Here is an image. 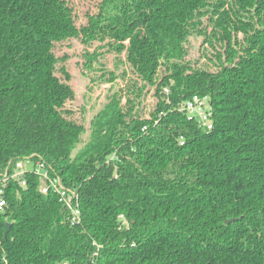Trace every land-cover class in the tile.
Listing matches in <instances>:
<instances>
[{"label":"trees","instance_id":"trees-1","mask_svg":"<svg viewBox=\"0 0 264 264\" xmlns=\"http://www.w3.org/2000/svg\"><path fill=\"white\" fill-rule=\"evenodd\" d=\"M72 39L131 73L74 155L85 129L55 54ZM194 95L209 98L211 130L179 111ZM21 160L76 191L81 222L36 178L9 182L0 264H264V0H100L82 25L71 0H0V173Z\"/></svg>","mask_w":264,"mask_h":264},{"label":"rangeland","instance_id":"rangeland-1","mask_svg":"<svg viewBox=\"0 0 264 264\" xmlns=\"http://www.w3.org/2000/svg\"><path fill=\"white\" fill-rule=\"evenodd\" d=\"M100 0H71V4L76 16L78 25L86 23V14L93 13L97 9ZM188 59L192 62L196 60L201 64L205 62L203 57L204 48L201 46L200 38H191L188 43ZM98 51L102 55L94 62L85 61V52ZM55 54L60 62L57 66V74L61 78L60 68L64 67L69 75L68 84L71 86L74 97L68 101L66 107L71 111L72 116L77 122L84 126V133L81 135V142L72 151L74 155L88 140L90 134V122L93 117L102 109L109 97L118 90L125 91L126 85L130 82L129 67L123 63V56L120 58L114 52H109L103 44L93 43L86 47L79 40L72 39L67 43L56 46ZM109 72H113L117 78L109 81ZM126 72V75L123 73ZM122 75L123 78L122 79ZM132 78V76H131ZM125 93V92H124ZM154 88H150L142 99L140 106L142 114L148 117L155 104L153 96ZM125 98L122 99V102Z\"/></svg>","mask_w":264,"mask_h":264},{"label":"built area","instance_id":"built-area-1","mask_svg":"<svg viewBox=\"0 0 264 264\" xmlns=\"http://www.w3.org/2000/svg\"><path fill=\"white\" fill-rule=\"evenodd\" d=\"M168 93V89L163 90ZM179 111L184 112L188 119L194 120L198 126L205 130L212 129V118L207 96L194 95L184 101ZM41 162L21 160L10 169L0 173V210L5 205L4 189L9 182H16L18 186H27V176L36 178L37 189L42 195L52 194L67 211V220L71 226L80 224L81 212L78 208V194L72 188L65 187L58 175L50 174Z\"/></svg>","mask_w":264,"mask_h":264},{"label":"water","instance_id":"water-1","mask_svg":"<svg viewBox=\"0 0 264 264\" xmlns=\"http://www.w3.org/2000/svg\"><path fill=\"white\" fill-rule=\"evenodd\" d=\"M227 223H228V221H227ZM9 227H10V224H6V225H5V232L8 231Z\"/></svg>","mask_w":264,"mask_h":264}]
</instances>
